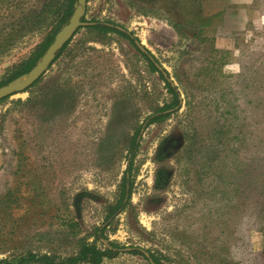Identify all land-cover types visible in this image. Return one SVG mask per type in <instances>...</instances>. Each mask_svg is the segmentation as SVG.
Instances as JSON below:
<instances>
[{"label":"rangeland","instance_id":"obj_1","mask_svg":"<svg viewBox=\"0 0 264 264\" xmlns=\"http://www.w3.org/2000/svg\"><path fill=\"white\" fill-rule=\"evenodd\" d=\"M63 1L0 0V82ZM83 22L0 103V260L109 241L102 264H264V0H88ZM162 77L180 104L145 126L173 103ZM126 175L129 203L97 241Z\"/></svg>","mask_w":264,"mask_h":264},{"label":"trees","instance_id":"obj_2","mask_svg":"<svg viewBox=\"0 0 264 264\" xmlns=\"http://www.w3.org/2000/svg\"><path fill=\"white\" fill-rule=\"evenodd\" d=\"M77 0H64L61 5L55 11V16L49 22L48 26L52 25V21H56V25L51 28V30L46 31L43 37L42 42L37 45L32 52L31 56L28 59L23 60L17 65H14L10 69H8L6 76L0 82V88L6 86L22 77L27 75L39 62L42 56L46 53L47 49L52 45L55 40L56 35L61 30V28L67 25L75 11V4ZM47 26V27H48ZM88 28L92 31L101 33V34H111L115 33L132 43L136 42V39L132 37L130 33L125 31L124 29L114 25L111 22H92L88 26ZM10 38L6 39V43ZM135 41V42H134ZM68 44V43H67ZM67 45L64 46L62 50H60L56 58L63 52ZM142 54V53H141ZM148 61L150 68L153 72L162 73L161 69L156 65L154 59H152L149 55L142 54ZM166 84V89L173 96V103L164 107L154 114L149 116L145 121V126L152 125L159 121L166 119L169 116V111L180 104L179 99V91L173 85L172 81L166 77H162ZM3 102L0 101V103ZM139 147V140L136 139L133 141L131 147V158L130 164L131 167L132 160L136 155L137 149ZM131 193V182L130 176L126 175L122 181L120 186V196L115 201V203L110 207L109 212L106 215V218L102 224V226L97 227L95 229V238L97 241L106 240L107 238L104 235V232L107 228H109L114 220L126 209ZM119 253V246L115 243L107 241V243L103 244V247H98L96 244H88L81 243L78 252L75 255L60 258L55 256H50L47 254H36V253H25L20 255H12L10 257L4 258L0 260V264H102L105 259H112L117 256Z\"/></svg>","mask_w":264,"mask_h":264},{"label":"water","instance_id":"obj_3","mask_svg":"<svg viewBox=\"0 0 264 264\" xmlns=\"http://www.w3.org/2000/svg\"><path fill=\"white\" fill-rule=\"evenodd\" d=\"M87 1L88 0H77L75 11L70 18L69 23L61 28L52 45L47 49L46 53L42 56L36 66L24 76L25 78L23 80L18 79L0 88V101L14 94L25 92L46 73L49 66L55 60L57 53L67 45L80 28L86 26V23L83 22V18ZM144 255L149 259L147 253H144ZM151 263L153 264V262Z\"/></svg>","mask_w":264,"mask_h":264}]
</instances>
